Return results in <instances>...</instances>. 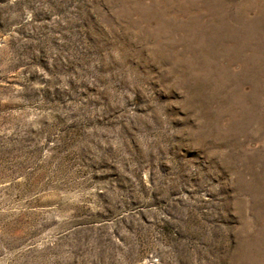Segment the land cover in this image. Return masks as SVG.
I'll return each instance as SVG.
<instances>
[{
	"label": "rangeland",
	"instance_id": "374dc122",
	"mask_svg": "<svg viewBox=\"0 0 264 264\" xmlns=\"http://www.w3.org/2000/svg\"><path fill=\"white\" fill-rule=\"evenodd\" d=\"M0 264H264V0H0Z\"/></svg>",
	"mask_w": 264,
	"mask_h": 264
}]
</instances>
